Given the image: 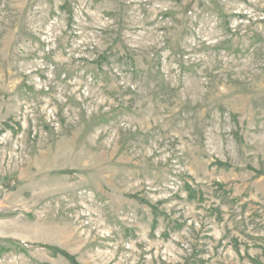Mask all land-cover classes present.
Segmentation results:
<instances>
[{
    "label": "rangeland",
    "instance_id": "rangeland-1",
    "mask_svg": "<svg viewBox=\"0 0 264 264\" xmlns=\"http://www.w3.org/2000/svg\"><path fill=\"white\" fill-rule=\"evenodd\" d=\"M0 264H264V0H0Z\"/></svg>",
    "mask_w": 264,
    "mask_h": 264
}]
</instances>
